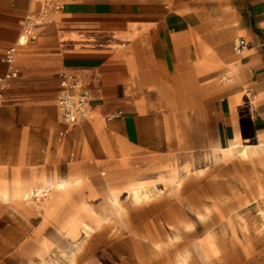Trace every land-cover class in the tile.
I'll list each match as a JSON object with an SVG mask.
<instances>
[{"label": "crops", "instance_id": "crops-1", "mask_svg": "<svg viewBox=\"0 0 264 264\" xmlns=\"http://www.w3.org/2000/svg\"><path fill=\"white\" fill-rule=\"evenodd\" d=\"M42 5L0 0V74L25 17ZM15 67L0 104V264H160L140 237L149 221L157 234L176 200L156 195L179 186L203 204L210 187L218 220L229 184L251 203L264 198V150L243 158L232 147L264 141V0H66L19 47ZM62 74L90 90L89 116L74 123L59 113ZM133 185L151 189L150 200L135 202ZM40 186L50 189L43 200L23 196ZM116 198L136 207L120 213ZM191 253L179 252V263Z\"/></svg>", "mask_w": 264, "mask_h": 264}, {"label": "rangeland", "instance_id": "rangeland-1", "mask_svg": "<svg viewBox=\"0 0 264 264\" xmlns=\"http://www.w3.org/2000/svg\"><path fill=\"white\" fill-rule=\"evenodd\" d=\"M223 179L227 181L231 180V177L225 174ZM184 191L178 188L166 189L160 195H156V197H175L176 204L170 206L173 215L170 220L163 221V218L159 220L160 229L156 235H152L156 232L152 231V228H155L152 222L145 223L144 233L146 235L140 239L143 240L145 254L147 253L150 259L157 257L156 251L159 250L160 264H167L162 248L164 245L170 247V260L175 261L176 264L178 253L188 249H192L188 264H264V198L258 197L257 199L252 196L255 202L251 203L248 196L244 199L239 198L238 184H229L224 187L223 199L220 197L223 219L218 220L209 204L214 200L210 187L204 194L203 204H200L199 199L185 198ZM126 195L128 196V194H122V197ZM260 195L264 196V192L260 191ZM25 198L29 199L32 196ZM28 201L42 208L41 200ZM127 202L131 203L128 205L130 209L136 207L130 198ZM200 210L205 215L200 214L201 219L197 229L191 232L193 227L188 226V223L189 225L193 223V218ZM164 223H170L171 232L162 230ZM125 224L129 231L134 232L135 222L130 220L128 213L125 214ZM200 241H202L201 253L199 252ZM158 242L162 243V246H158ZM204 242L207 243V247L203 245Z\"/></svg>", "mask_w": 264, "mask_h": 264}, {"label": "built area", "instance_id": "built-area-1", "mask_svg": "<svg viewBox=\"0 0 264 264\" xmlns=\"http://www.w3.org/2000/svg\"><path fill=\"white\" fill-rule=\"evenodd\" d=\"M65 2L66 0H43L40 12L28 14L25 17L19 38L6 49L4 54L7 68L0 74V104L4 100L8 79L18 74L15 61L19 47L34 42L41 34L44 27L55 20L57 13L62 9ZM245 45V38H236L233 46L235 52L241 53ZM62 76L63 88L58 95V107L61 119L69 123H74L88 117L91 109L90 90L88 85L81 80L75 78L70 79L64 74H62ZM35 196H38L37 190ZM41 197L43 200L44 195Z\"/></svg>", "mask_w": 264, "mask_h": 264}, {"label": "bare ground", "instance_id": "bare-ground-1", "mask_svg": "<svg viewBox=\"0 0 264 264\" xmlns=\"http://www.w3.org/2000/svg\"><path fill=\"white\" fill-rule=\"evenodd\" d=\"M226 146V145H224ZM235 150V154L239 157H243V158H250V157H255V156H260V154L263 152L264 150V141H261L259 144H255V145H249V144H238L236 143L234 146H232ZM217 151V150H216ZM218 157H215V160H217ZM263 166V165H262ZM205 169L207 168H199L197 169L198 172H204ZM195 171V170H194ZM189 171L185 172L184 174L180 175V176H176V179H175V184L176 185H180L182 182H183V179L185 178V175L188 173ZM191 172V171H190ZM188 176V175H187ZM48 181V180H47ZM49 182V181H48ZM58 186V185H57ZM179 187V186H177ZM176 187V188H177ZM52 188V186H51ZM157 188L156 186H154V189ZM153 189V188H152ZM38 191V197L39 196H42V195H46L48 193H50V189L46 186V187H38L36 189ZM35 189L33 188H28V189H25L23 191V196L24 197H27V196H32V197H35V192H36ZM21 191V190H20ZM129 193L132 195L133 197V200L135 202H140L144 199H149L151 198V189L150 191L149 190H145L144 188L142 189L140 186H137V185H133L130 190H129ZM155 194V193H154ZM153 197V196H152ZM116 209L118 212L120 213H123L126 211V209L128 208L126 206V204L122 203V201H120L119 199L116 198ZM128 203V202H126ZM101 209L103 210V213L105 212V215H104V218L107 220V222L112 218V212L110 211L109 209V206H100ZM127 212V211H126ZM240 217V216H239ZM83 219V218H82ZM185 220V219H184ZM94 224V223H93ZM193 223H188V226L190 227H193ZM91 227H85V231L87 232V234H89L91 232ZM84 243V242H83ZM85 245V244H84ZM82 244L80 245L79 249L81 250L82 248ZM186 251V250H185ZM62 253V252H61ZM78 253V252H77ZM66 254V252H65ZM185 254L187 255L188 252H185ZM63 255V254H62ZM182 254H178L177 255V264H180V257H181ZM65 256V255H63ZM188 257V256H187ZM189 259V258H188ZM186 261V260H185Z\"/></svg>", "mask_w": 264, "mask_h": 264}]
</instances>
